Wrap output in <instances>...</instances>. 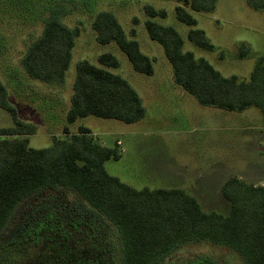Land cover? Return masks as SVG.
Wrapping results in <instances>:
<instances>
[{
    "label": "trees",
    "instance_id": "obj_1",
    "mask_svg": "<svg viewBox=\"0 0 264 264\" xmlns=\"http://www.w3.org/2000/svg\"><path fill=\"white\" fill-rule=\"evenodd\" d=\"M173 1L178 4L176 18L193 26L196 19L187 8L211 12L217 0ZM247 1L254 8H264V0ZM145 11L148 17L165 16L164 10L149 5ZM60 14L58 7L50 8L41 33L30 41L20 60L30 78L48 84L64 83L75 37L80 34V28L68 27ZM145 27L150 39L162 46L174 82L200 104L226 111L254 106L264 116L263 57L248 80L224 77L206 59L183 51V39L173 27L150 18ZM92 28L98 43L115 42L136 71L153 74L152 59L141 52L136 40L127 39L112 12H97ZM187 38L213 50L201 29H190ZM247 54L241 45L239 56ZM97 60L100 66L87 60L76 64L67 122L89 115L124 123L142 119L146 109L139 94L107 69L118 67L115 56L103 53ZM0 108L13 121L12 126L0 127V232L18 204L42 190L62 187L86 203V208L68 206L62 214L46 210L40 219L33 216L34 222L24 225L18 238L0 250V264H29L31 258L42 264H158L175 247L191 240L230 247L246 264H264V187L231 176L221 187L228 213L206 211L182 188L137 189L107 173L104 163L118 160L121 154L116 144L97 142L88 127L80 126L70 135L65 127L64 137L53 136L48 147L29 146L22 136L34 134L36 126L18 118L1 81ZM106 223L113 226V236L106 232Z\"/></svg>",
    "mask_w": 264,
    "mask_h": 264
},
{
    "label": "rangeland",
    "instance_id": "obj_2",
    "mask_svg": "<svg viewBox=\"0 0 264 264\" xmlns=\"http://www.w3.org/2000/svg\"><path fill=\"white\" fill-rule=\"evenodd\" d=\"M148 5L164 10L165 16L148 17ZM176 5L173 0H0V81L18 118L36 126L34 134L22 136L29 146L48 147L53 136L64 137L65 127L68 135L77 133L80 126L88 127L97 142L116 144L121 154L118 160L104 163L110 175L137 189L180 187L195 196L202 209L226 214L229 205L221 193L224 180L238 176L260 186L257 181L264 178V116L254 106L226 111L200 104L174 82L172 66L162 46L150 39L145 21L150 18L173 27L183 39V51L206 59L222 76L248 80L258 58H264V8H254L247 0H217L211 12L187 8L196 19V24L189 26L176 18ZM55 6L61 10L64 24L80 28L63 84L32 79L20 63L27 45L41 33L43 19ZM99 11L112 12L127 39L138 42L141 52L152 59V75L136 71L115 42H97L92 21ZM194 28L204 32L213 50L203 49L187 38ZM241 45L248 50L242 58ZM103 53L115 56L118 67L107 69L134 88L146 113L134 123L92 115L68 123L66 112L76 64L87 60L100 66L97 58ZM12 125L11 115L0 108V127ZM85 204L76 192L62 187L24 198L0 232V250L18 238L24 225L34 222L33 216L40 219L46 210L60 214L68 206L86 208ZM106 224V232L113 236V226ZM29 261L42 264L36 258ZM158 264L246 263L230 247L191 240L175 247Z\"/></svg>",
    "mask_w": 264,
    "mask_h": 264
},
{
    "label": "crops",
    "instance_id": "obj_3",
    "mask_svg": "<svg viewBox=\"0 0 264 264\" xmlns=\"http://www.w3.org/2000/svg\"><path fill=\"white\" fill-rule=\"evenodd\" d=\"M231 177V176H230ZM238 177V176H237ZM229 178V177H228ZM240 178V177H239ZM225 182V180L223 181V183ZM248 182V181H247ZM262 182H264V178H262V179H260V180H258L257 181V183L259 184V185H261V183ZM249 183H251V182H249ZM223 185V184H222ZM254 186H255V184H253ZM164 188H171V187H164ZM180 188V187H179ZM227 204V203H226Z\"/></svg>",
    "mask_w": 264,
    "mask_h": 264
},
{
    "label": "built area",
    "instance_id": "obj_4",
    "mask_svg": "<svg viewBox=\"0 0 264 264\" xmlns=\"http://www.w3.org/2000/svg\"><path fill=\"white\" fill-rule=\"evenodd\" d=\"M260 186L264 187V182H262Z\"/></svg>",
    "mask_w": 264,
    "mask_h": 264
}]
</instances>
